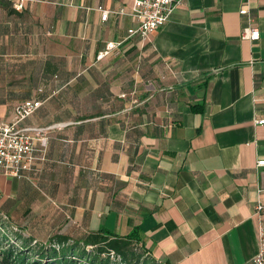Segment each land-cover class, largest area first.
Here are the masks:
<instances>
[{"label": "crops", "instance_id": "0c3cea01", "mask_svg": "<svg viewBox=\"0 0 264 264\" xmlns=\"http://www.w3.org/2000/svg\"><path fill=\"white\" fill-rule=\"evenodd\" d=\"M243 6L256 41L241 39ZM130 9L0 0V126L35 99L24 124L50 128L28 180L0 176V215L40 242L136 232L162 264H254L264 0H185L145 43Z\"/></svg>", "mask_w": 264, "mask_h": 264}, {"label": "built area", "instance_id": "2783aa9c", "mask_svg": "<svg viewBox=\"0 0 264 264\" xmlns=\"http://www.w3.org/2000/svg\"><path fill=\"white\" fill-rule=\"evenodd\" d=\"M16 12L23 10L26 0H6ZM185 0H130V14L138 22V26L128 30V37H137L145 43L150 40L156 30L166 23L173 11ZM100 9L101 20L105 21L108 11ZM120 14H125L123 10ZM239 14L246 19L241 29V39L256 41L259 39L258 29L252 26L251 16L247 6H243ZM118 44L108 42L103 54L115 50ZM121 97H125L121 95ZM41 106L39 100H25L16 105L12 117L7 124L0 126V176L28 180L37 159V153H43L46 144V130L50 128H35L27 126L24 121L34 114ZM264 125V120L256 121ZM257 167L264 166V160L257 162ZM254 214L259 219L258 253L254 264H264V197L259 199L254 208Z\"/></svg>", "mask_w": 264, "mask_h": 264}, {"label": "trees", "instance_id": "16d2710c", "mask_svg": "<svg viewBox=\"0 0 264 264\" xmlns=\"http://www.w3.org/2000/svg\"><path fill=\"white\" fill-rule=\"evenodd\" d=\"M139 242L136 232L118 237L103 231L40 242L0 215V264H162Z\"/></svg>", "mask_w": 264, "mask_h": 264}]
</instances>
